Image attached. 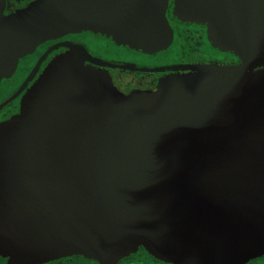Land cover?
Segmentation results:
<instances>
[{
	"label": "water",
	"instance_id": "95a60500",
	"mask_svg": "<svg viewBox=\"0 0 264 264\" xmlns=\"http://www.w3.org/2000/svg\"><path fill=\"white\" fill-rule=\"evenodd\" d=\"M168 0H36L2 15L0 79L42 42L90 31L166 49ZM239 66L190 65L118 92L80 46L44 69L0 123V256L115 264L139 247L171 264L264 255V0H174ZM184 73H180V72ZM0 106V109L10 102Z\"/></svg>",
	"mask_w": 264,
	"mask_h": 264
},
{
	"label": "flooded vegetation",
	"instance_id": "af4514ba",
	"mask_svg": "<svg viewBox=\"0 0 264 264\" xmlns=\"http://www.w3.org/2000/svg\"><path fill=\"white\" fill-rule=\"evenodd\" d=\"M36 0H2V15L8 17L24 10ZM174 0H168L165 17L172 31L170 45L161 51L144 52L126 45H119L111 37L90 31L68 33L39 44L32 53L18 59L9 77L0 79V123L19 113L20 104L32 84L50 62L65 53L67 44L80 46L94 61L103 63L94 68L108 74L112 85L123 95L133 91H150L163 77L178 73L170 68L190 65L239 66L240 58L232 52L223 51L208 39L207 24L201 21L181 20L174 15ZM93 38H96L93 40ZM264 71V66L254 71ZM184 73V72H180ZM0 264H12L0 256ZM41 264H100L81 255L54 259ZM115 264H171L151 256L139 247L134 253L121 258ZM244 264H264V255L250 259Z\"/></svg>",
	"mask_w": 264,
	"mask_h": 264
},
{
	"label": "rangeland",
	"instance_id": "374dc122",
	"mask_svg": "<svg viewBox=\"0 0 264 264\" xmlns=\"http://www.w3.org/2000/svg\"><path fill=\"white\" fill-rule=\"evenodd\" d=\"M96 39V38H93V40Z\"/></svg>",
	"mask_w": 264,
	"mask_h": 264
}]
</instances>
